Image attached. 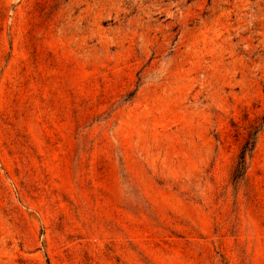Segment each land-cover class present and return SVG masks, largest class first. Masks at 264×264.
<instances>
[{
	"label": "rangeland",
	"instance_id": "obj_1",
	"mask_svg": "<svg viewBox=\"0 0 264 264\" xmlns=\"http://www.w3.org/2000/svg\"><path fill=\"white\" fill-rule=\"evenodd\" d=\"M0 264H264V0H0Z\"/></svg>",
	"mask_w": 264,
	"mask_h": 264
},
{
	"label": "trees",
	"instance_id": "obj_2",
	"mask_svg": "<svg viewBox=\"0 0 264 264\" xmlns=\"http://www.w3.org/2000/svg\"><path fill=\"white\" fill-rule=\"evenodd\" d=\"M253 130H256V128H252ZM253 132H250L247 134L246 139L244 140V143L240 147L239 153L237 155L235 166H234V173H239L244 169L246 164V155L250 152L252 147L254 146L253 141Z\"/></svg>",
	"mask_w": 264,
	"mask_h": 264
}]
</instances>
